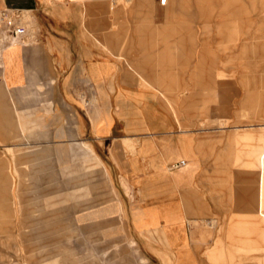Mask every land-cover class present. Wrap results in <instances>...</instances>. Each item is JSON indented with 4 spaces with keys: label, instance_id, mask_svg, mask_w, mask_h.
Returning <instances> with one entry per match:
<instances>
[{
    "label": "rangeland",
    "instance_id": "1",
    "mask_svg": "<svg viewBox=\"0 0 264 264\" xmlns=\"http://www.w3.org/2000/svg\"><path fill=\"white\" fill-rule=\"evenodd\" d=\"M103 3L82 8L87 33L102 22L121 51L112 54L108 47L106 56L124 62L129 77L153 92L179 131L195 132L202 160L214 157L209 195L232 193L223 175L233 179L239 172L247 177V194L254 188L256 215L240 230L234 216L188 222L203 264H264V0ZM2 12L6 24L17 17L27 36L34 34L28 12L0 4ZM35 41L11 40L1 26L0 67L6 70L18 45ZM48 68L50 78L41 83L14 90L0 85V264H172L155 233L176 240L171 227L183 234L182 216L152 208L130 212V191L114 188L88 144L77 146L64 135L78 134L79 119L61 102L56 81L49 84L55 74ZM206 181L195 209L205 205ZM187 207L188 218L197 216ZM130 215L146 240L134 239ZM238 236L246 237L241 251ZM142 241L151 245L144 248Z\"/></svg>",
    "mask_w": 264,
    "mask_h": 264
},
{
    "label": "crops",
    "instance_id": "2",
    "mask_svg": "<svg viewBox=\"0 0 264 264\" xmlns=\"http://www.w3.org/2000/svg\"><path fill=\"white\" fill-rule=\"evenodd\" d=\"M47 1L48 6L44 0H1L4 9L28 12L37 28L34 34H28L36 43L18 45L6 59V70L0 67V85L14 90L29 81L31 85L41 83L50 78L48 65H51L55 75L49 84L56 81L61 102L79 119L78 134L65 132L64 135L70 136L66 138L70 141L75 138L77 146L88 144L107 180L115 183L114 188L122 192L123 186L130 191L134 201L131 213L139 208L179 213L183 234L175 225L171 227L178 232L176 240L163 241L160 233H155L163 246L161 253L166 254L172 264H203L199 243L194 242L199 239L192 238L188 222L211 223L210 216L221 220L234 216L232 220L240 230L248 218L256 215L254 188L247 194L244 187L247 177L239 172L232 174L233 179L223 175L224 188L228 182L232 193L224 190L221 197L209 195L210 183L215 180L214 157L202 160L195 132L179 131L154 102L153 92L141 89L140 84L129 77L124 62L106 56L108 47L112 54L121 51L119 45L109 39L113 33L110 36L103 33L102 22L100 25L96 22L94 33H87L82 8L105 5L103 0ZM28 36L25 29L19 40ZM204 181L207 182L205 205L199 203L195 209L192 203ZM188 203L191 214L197 216L188 218ZM167 204L168 208L164 209ZM158 224L163 225V220H158ZM128 228L136 241L147 237L144 230L139 235L131 215ZM234 238L240 251L243 250L246 237ZM141 245L145 248L151 243L142 241ZM149 250L148 256L153 260L154 255Z\"/></svg>",
    "mask_w": 264,
    "mask_h": 264
},
{
    "label": "built area",
    "instance_id": "3",
    "mask_svg": "<svg viewBox=\"0 0 264 264\" xmlns=\"http://www.w3.org/2000/svg\"><path fill=\"white\" fill-rule=\"evenodd\" d=\"M8 14L0 13V27L5 28V34L11 40H19L25 33V27L19 24L18 18L15 17L10 23H5ZM4 26V27H3Z\"/></svg>",
    "mask_w": 264,
    "mask_h": 264
}]
</instances>
